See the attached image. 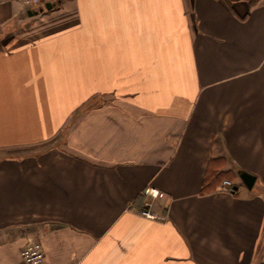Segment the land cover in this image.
<instances>
[{"label":"crops","instance_id":"1","mask_svg":"<svg viewBox=\"0 0 264 264\" xmlns=\"http://www.w3.org/2000/svg\"><path fill=\"white\" fill-rule=\"evenodd\" d=\"M250 1L0 4V264L33 240L46 264H264V0ZM147 187L162 221L140 214Z\"/></svg>","mask_w":264,"mask_h":264},{"label":"built area","instance_id":"2","mask_svg":"<svg viewBox=\"0 0 264 264\" xmlns=\"http://www.w3.org/2000/svg\"><path fill=\"white\" fill-rule=\"evenodd\" d=\"M8 0H0V4L5 3ZM19 2L23 7L27 8L28 10H37L39 8H43L45 5L50 3L52 0H16ZM234 183L229 180H224L221 184L222 190L233 191L234 190ZM144 194L148 198V202L146 206L148 209L143 210L140 214L151 220H164L163 216H158L151 210V205L154 200L161 199L164 197V193L159 191L154 187H147L144 191ZM21 258L23 264H46L47 257L45 253V249L43 243L39 240H33L27 243V245L21 251Z\"/></svg>","mask_w":264,"mask_h":264},{"label":"water","instance_id":"3","mask_svg":"<svg viewBox=\"0 0 264 264\" xmlns=\"http://www.w3.org/2000/svg\"><path fill=\"white\" fill-rule=\"evenodd\" d=\"M46 8L50 10L52 8L51 4L46 5ZM239 177L242 180L243 184L251 190L255 184L256 177L250 173H247L245 171H241L239 173Z\"/></svg>","mask_w":264,"mask_h":264},{"label":"trees","instance_id":"4","mask_svg":"<svg viewBox=\"0 0 264 264\" xmlns=\"http://www.w3.org/2000/svg\"><path fill=\"white\" fill-rule=\"evenodd\" d=\"M227 5H229L231 7V2L232 0H223ZM261 2V0H251L250 1V5L251 6H255L257 4H259ZM220 180V181H219ZM206 185L210 184L211 182H215V181H219L220 183L223 181V178L220 179L219 175L218 177H216L215 175H210L209 178H207L206 180ZM206 185L203 188H206Z\"/></svg>","mask_w":264,"mask_h":264},{"label":"rangeland","instance_id":"5","mask_svg":"<svg viewBox=\"0 0 264 264\" xmlns=\"http://www.w3.org/2000/svg\"><path fill=\"white\" fill-rule=\"evenodd\" d=\"M21 152L24 153L25 151H21ZM0 154H1V156L5 157V156H7L8 153H7L6 151H3V152H1Z\"/></svg>","mask_w":264,"mask_h":264}]
</instances>
